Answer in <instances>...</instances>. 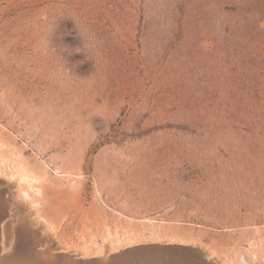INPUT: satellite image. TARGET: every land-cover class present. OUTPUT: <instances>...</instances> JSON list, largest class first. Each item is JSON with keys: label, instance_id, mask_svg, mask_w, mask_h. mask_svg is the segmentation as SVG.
Segmentation results:
<instances>
[{"label": "rangeland", "instance_id": "rangeland-1", "mask_svg": "<svg viewBox=\"0 0 264 264\" xmlns=\"http://www.w3.org/2000/svg\"><path fill=\"white\" fill-rule=\"evenodd\" d=\"M0 179L60 250L264 264V0H0Z\"/></svg>", "mask_w": 264, "mask_h": 264}, {"label": "water", "instance_id": "water-1", "mask_svg": "<svg viewBox=\"0 0 264 264\" xmlns=\"http://www.w3.org/2000/svg\"><path fill=\"white\" fill-rule=\"evenodd\" d=\"M0 182V259H30L28 264H219L203 247L181 242L144 241L95 255L60 250L31 217L25 204ZM5 222L10 223V240L2 250Z\"/></svg>", "mask_w": 264, "mask_h": 264}, {"label": "bare ground", "instance_id": "bare-ground-1", "mask_svg": "<svg viewBox=\"0 0 264 264\" xmlns=\"http://www.w3.org/2000/svg\"><path fill=\"white\" fill-rule=\"evenodd\" d=\"M1 181V180H0ZM28 195L24 192L21 193L20 199H28ZM19 199V200H20ZM31 206V205H30ZM36 215V214H35ZM40 219V218H39ZM42 221V219H40ZM53 229V228H52ZM6 260V261H5ZM5 260H0V264H25V262H19L18 260H12V259H5Z\"/></svg>", "mask_w": 264, "mask_h": 264}]
</instances>
